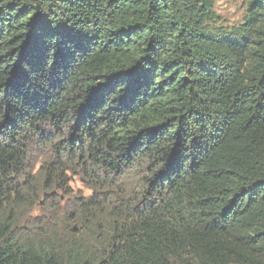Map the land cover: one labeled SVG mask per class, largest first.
Segmentation results:
<instances>
[{"label":"trees","instance_id":"obj_1","mask_svg":"<svg viewBox=\"0 0 264 264\" xmlns=\"http://www.w3.org/2000/svg\"><path fill=\"white\" fill-rule=\"evenodd\" d=\"M69 173L120 198L106 236L18 234ZM0 264H264V0L233 27L213 0H0Z\"/></svg>","mask_w":264,"mask_h":264},{"label":"rangeland","instance_id":"obj_2","mask_svg":"<svg viewBox=\"0 0 264 264\" xmlns=\"http://www.w3.org/2000/svg\"><path fill=\"white\" fill-rule=\"evenodd\" d=\"M246 5L247 0H213V10L219 18V25L233 27L241 24L246 17ZM45 157L43 149L32 153L31 173L38 171L39 163L43 162ZM65 182L67 185L64 189L55 186L47 191V194L37 195L41 201H36V204L22 210L18 234L29 239L51 234L60 246L68 244L63 242L73 240L95 242L99 235L106 236L112 224L113 211L118 210L117 203L120 198L106 186H96L84 181L79 173L67 174ZM138 186L139 177L135 175L126 182L119 183L115 190L135 191ZM91 203L96 207L87 209ZM76 216L81 220L74 219ZM84 218L89 219L86 225L82 224ZM71 229L75 231L71 232Z\"/></svg>","mask_w":264,"mask_h":264}]
</instances>
